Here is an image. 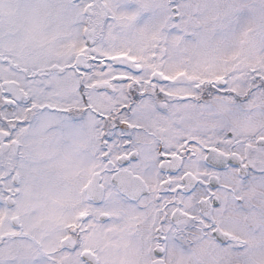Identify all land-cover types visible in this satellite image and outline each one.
Wrapping results in <instances>:
<instances>
[{
    "label": "snow or ice",
    "instance_id": "6c2138e0",
    "mask_svg": "<svg viewBox=\"0 0 264 264\" xmlns=\"http://www.w3.org/2000/svg\"><path fill=\"white\" fill-rule=\"evenodd\" d=\"M0 264H264V0H0Z\"/></svg>",
    "mask_w": 264,
    "mask_h": 264
}]
</instances>
